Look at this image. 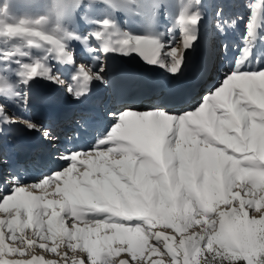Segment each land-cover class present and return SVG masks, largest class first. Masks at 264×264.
<instances>
[{
  "label": "snow or ice",
  "instance_id": "6c2138e0",
  "mask_svg": "<svg viewBox=\"0 0 264 264\" xmlns=\"http://www.w3.org/2000/svg\"><path fill=\"white\" fill-rule=\"evenodd\" d=\"M200 5L201 0H186L179 7L175 24L182 34V49L178 51L170 41L165 42L164 33L122 32L116 20L107 16L89 20L95 27L87 34H79L66 25L74 8L84 9L88 19L87 9L91 6L82 0L71 4L56 0L49 13L38 18L15 16L11 4L5 0L0 3V65L4 72L0 74V124L22 122L23 117H17L15 111L10 113L8 106L26 112L32 103L29 89L33 84L46 80L64 85L52 61L75 64L76 52L70 47L71 41L83 45L87 54H137L149 65L175 76L182 70L187 51L199 42L204 19ZM121 7L136 9L154 19L162 4L159 0L146 3L125 0ZM216 15L222 17V9ZM227 23L221 24L218 19L217 27L223 30ZM262 23L264 0H257L250 5L243 46L232 66L204 94L194 112L170 114L163 107L109 112L108 116L117 123L96 141L90 152L61 155L60 159L69 162L68 167L26 186L42 189L54 183L55 192L63 194L61 200L46 201L45 208H52L47 230L43 221L47 213L39 211L44 196L19 186L18 171L12 170L11 187L6 184L0 191V210L10 217L0 219V264H35L36 257L32 261L2 258L6 237L24 245L9 246L8 252H24L23 229L28 226L36 229L27 237L29 245L37 243V238L47 241L49 234L53 238L59 235V243L69 249H75L82 240L87 255L78 264H97L98 245L108 248L102 264H117L109 257L119 252L131 253L135 261L138 250L144 255L145 245L148 255L165 250L171 255L170 264H264V47L256 45L258 39L264 41L258 34ZM92 40L98 47L91 46ZM33 50L40 54L34 55ZM104 71L103 61L96 71L80 64L72 76L76 86L68 84L67 91L79 99L93 80H104ZM9 72L15 76L14 80ZM24 126L30 131H42L46 139L52 138L51 132L37 122L28 120ZM109 141L116 145L114 154L112 148H105ZM81 155L89 157L80 163L92 168L95 179L90 178L93 172L87 169L82 173L83 180L73 179L75 161ZM0 163H8L2 154ZM57 204L65 216L54 228L59 215ZM257 205L259 218L250 216ZM22 209L27 214L26 220L21 219ZM85 214L91 227L81 228L77 221ZM157 218H163L181 232L175 246L168 243L172 236L150 231ZM193 221L201 225L200 230L183 235L182 229L189 228ZM17 229L21 230L20 236H16ZM101 232L105 234L101 236ZM93 233L95 240L91 239ZM149 238L153 240L150 245ZM117 239L120 244L113 247L112 242ZM73 240L77 243L73 244ZM39 246L49 247L44 242ZM50 250L55 253L56 247ZM178 252H182V257ZM44 264L56 262L48 260ZM118 264L129 261L122 259ZM151 264L165 261L153 260Z\"/></svg>",
  "mask_w": 264,
  "mask_h": 264
},
{
  "label": "rangeland",
  "instance_id": "374dc122",
  "mask_svg": "<svg viewBox=\"0 0 264 264\" xmlns=\"http://www.w3.org/2000/svg\"><path fill=\"white\" fill-rule=\"evenodd\" d=\"M174 0H159V2L162 4V7L158 10L157 15L154 19H150L147 15H145L146 18V24H147V33L149 31H155L164 33V40L165 42H171L172 46H176L178 48V51L182 49V34L179 30V27L175 24V19L178 16L179 9L175 12L172 11ZM186 2V0H183ZM5 0H0V3H4ZM11 4V11L12 13L17 17H31V18H38L41 15H47L52 7V5L56 2V0H7ZM65 2L71 4L74 2V0H65ZM149 2V0H136V3H146ZM250 2V3H249ZM257 0H201V11L204 14V19L202 23L200 24V31H199V42L196 44L194 49H190L187 51L186 56L189 58V63H191L190 70H186L184 67H182V70L176 74L175 76L169 74L162 68L155 67V69H159L158 76L156 78H151V72L148 71L147 68L141 67L138 71H134V75H137L139 80H142L143 85L155 82H159L160 79L164 78L167 80V84L173 83L178 78L188 79L189 84L192 82H196V79L198 82L203 79V81L207 82L206 85H201V88H196L193 90V95H191V98L184 100L175 104L171 109L168 110L170 114H183L186 112H194L195 109L199 106V104L203 101V96L206 91V89H213V87L217 84L219 80L222 79L223 74L232 66L234 57L238 53L239 49L243 46V37L246 34V24L250 18V5L253 3H256ZM82 3L90 5L87 9V17L88 19H85V10L84 9H72L71 10V18L69 23L66 25L72 30H75L81 35L87 34L90 32L95 25L92 23H89V20H96L101 19L104 17H111L114 18L119 26L120 31L122 32H131L130 28L128 27V20L129 17H134L133 15H138V11L136 9H127L124 7H121L125 3V0H82ZM112 5H117V7H112ZM178 5L180 3L178 2ZM179 8V6L177 7ZM222 9V17L218 18L216 13L218 10ZM231 9V10H230ZM230 10V11H229ZM138 13V14H137ZM173 13V14H172ZM133 14V15H131ZM136 17V16H135ZM220 20L221 24L224 23V21H227V25L223 27V30H220L217 27V21ZM75 21V22H74ZM168 29H172L171 32L168 31ZM145 33V34H147ZM144 34V35H145ZM258 34L261 37H264V23H262V26L260 29H258ZM256 45L258 48L264 47V41L258 39L256 42ZM92 47H98L97 42L95 40L91 41ZM217 46V47H216ZM70 47L75 50L76 52V60L75 64L73 65V68H69L68 71L65 69H62V64H57L55 61H52L54 65L55 71L59 72L61 75V79L65 81L63 86H57L54 84L49 83L46 80H40L37 83L33 84L31 88L29 89V94L32 98V103L29 106L28 110L26 112L21 113L19 109L15 108L12 105L8 106V111L11 113L15 111L18 116H22L23 120L21 123L15 124L16 127L15 131H12V134L8 136L7 139L2 138L0 139V154H6L8 157H11L12 160L18 163L20 160V157H24L23 153L21 151V148L18 146L17 138L20 136V134H17L19 130H22L23 127H25V122L28 120H32L33 122H37L40 125L43 126L44 129H47L48 127H51L49 124L52 121H49L45 124L39 122L36 117H34V111L32 110V106L35 104H38L41 107H61L64 104H66V101L69 103H77L78 106L75 108V110H72L69 114V117L67 118V121L70 122L69 126V133L64 137L65 139L63 141H60L57 144V149L53 152L51 151V159L47 162L46 170L44 171V166H40L38 161L34 158L35 154L30 153L32 163L27 161V163H21L18 168V175L20 177V183L19 186H28L32 183L37 182L38 180L42 179L45 176H48L52 174L55 171L62 170L65 167L69 166V162H66L62 159H60L61 155L67 153V152H90L93 145L96 144V141L100 138H103L108 132L112 131V129L115 127L117 121L111 122L113 119L108 116V111L112 109L114 104L117 103V101L114 100V98L111 96V90L109 87L110 79L112 77L111 72H118L120 70H125L126 66L131 65L132 63L127 61H120V55L118 53H108L104 54L103 52H97L95 54H86L84 50V46L81 45L77 41H71ZM211 48V49H210ZM216 52L215 54V62H212L210 69L205 71L203 70L202 63L205 61L204 57L205 55L210 52ZM230 53L229 56L226 54ZM34 55H39L40 53L37 50H33ZM95 57H99L101 61L104 63L105 71L103 73L104 80L98 81L93 80L91 82V85L89 86V89H95L97 91V88H101V96L97 97L98 99L94 102H84L83 99L80 97L79 99L75 98L73 95H71L67 91L68 84L75 85V81L72 80V76L74 75L76 68L80 64H84L86 67H92L93 71H96L99 68V64L101 61H98ZM198 58L199 64L196 67V64L193 65L192 62ZM221 61V62H220ZM225 61V65H222L221 63ZM222 65L221 68L218 66ZM133 65V64H132ZM15 68V65L12 66ZM109 67H112V70L109 71ZM196 67V69H195ZM153 69V68H151ZM223 70L221 73L218 72V70ZM150 70V69H149ZM153 72V71H152ZM207 72V73H206ZM0 74H4L3 72V66L0 65ZM11 79H15V76L12 75L11 72L7 73ZM202 74V75H201ZM205 75V76H204ZM216 76V78H214ZM203 77V78H202ZM125 79V78H124ZM151 83V84H152ZM197 83V82H196ZM93 86V87H92ZM58 89L64 90L63 95L61 96L60 92H58ZM164 90V88H162ZM30 90L36 91V94H31L32 92ZM41 91V92H39ZM61 91V90H60ZM183 91V90H182ZM38 92L40 94H38ZM36 95V96H35ZM83 97V96H82ZM190 100V101H189ZM161 102V100H159ZM2 100H0V103ZM151 101H148L147 103L143 104L139 109H134L132 111H145L148 109H151V107L145 109L147 106L151 105L153 106V103H150ZM93 103L95 107L100 111V117L98 119L97 125L93 122L96 119V114L93 112L94 105H91L89 109L86 108V104ZM123 104L117 106V108L121 107ZM156 105V104H155ZM192 107V108H189ZM92 107V108H91ZM87 110V111H86ZM91 112H88L90 111ZM17 117H13L14 119ZM49 118V117H48ZM66 119V118H65ZM74 124H73V120ZM94 119V120H91ZM55 120H57L55 118ZM83 121V122H82ZM82 123V125L79 123ZM94 123L93 125L91 123ZM110 123V124H109ZM68 124V123H65ZM64 124V125H65ZM73 124V125H72ZM50 125V126H46ZM92 129H90L91 127ZM8 127H11V124H0V137L3 136V131L6 130ZM73 127V129H72ZM26 128V127H25ZM60 129L59 126H55L54 129ZM61 130V129H60ZM25 134L28 133L25 136H33V137H41L44 136L42 131H30L29 129L25 130ZM35 133V135H34ZM63 134V133H61ZM83 134V135H82ZM22 133V136H24ZM114 137H116V134H113ZM21 136V137H22ZM77 138V139H76ZM118 138V137H116ZM66 140V141H65ZM73 142L74 144L71 145L70 143ZM105 148H112L113 154L116 153V145L109 141L105 144ZM27 156V155H26ZM30 156H27L30 158ZM89 157H85L83 155L76 158L75 164L76 169L73 174L74 180H83L84 177L82 176V173L87 169L90 172H93L92 168H89L87 164H81V160H87ZM116 158H120L119 155L116 156ZM21 162V161H20ZM55 169V170H53ZM13 170V169H12ZM41 170H43L41 172ZM25 177V178H21ZM29 177V178H26ZM92 179L96 178V174L93 172V175L90 177ZM63 178L61 179L60 186L63 187ZM8 185V187H11V184L9 183V176L6 179L0 180V191L3 190L5 185ZM56 184H48L45 185L42 189H29L26 187V190L33 191L37 195H43L44 201L40 203V209L39 211H44L47 214L43 216L44 221V228L47 230V220L50 218V214L52 211V208H45V204L47 200H61L63 199L62 193L55 192ZM258 195V193H257ZM249 197L245 196V199H248ZM223 207V204L220 205ZM56 211L59 213L57 217V221H54V228L57 227V222L64 218L65 211L62 210L57 204L55 206ZM259 206H255L253 210L250 211L251 215H256L257 218H259ZM86 215L82 216L80 220L77 221L79 227L85 228V227H91L90 224L86 221ZM10 217L6 212L3 210H0V219H9ZM21 219L26 220L27 214L22 209L21 210ZM65 227L68 226V221L64 220ZM201 228L200 224H197L195 221H193L192 225L187 229H182L183 235L187 236L191 234L194 230L199 231ZM5 231H7V228L5 226ZM36 229L32 226H28L23 229V234L25 235V250L23 253L19 252H8L7 248L9 246H24L20 245L19 241L16 240L13 237H6L5 239V253L3 254L2 258L4 259H18V260H25V261H32L33 257L38 258L35 261V264H44L45 261L51 260L55 261L56 264H73V261H76V264H78L79 260L82 257H85L87 255L86 250L83 248V241L81 240L79 242V246H77L75 249H69L66 247L65 244L59 243V235L55 238L49 234V239L47 241H40L39 238H37V243L35 244H27V237L29 235H32ZM150 231L152 233L155 232H163L166 236H172L173 239L168 241V243L173 244L174 246L178 243V240L180 238L181 232H178L176 229H174L169 223L166 222L163 218H157L154 221V224L152 225ZM104 232H101L100 235H104ZM111 235V233H107ZM21 235V230H16V236ZM96 234L93 233L91 239L95 240ZM41 242L47 243L49 245L48 248H40L39 244ZM153 242L152 238H149V245ZM77 242L73 240V244H76ZM120 241L117 239L116 241L112 242L113 247L119 246ZM52 246L56 247V252H52L50 249ZM100 251V256L98 258L97 264H102L104 256L108 253L107 246L98 245L97 246ZM125 247H127V244L125 242ZM148 245H145L144 248V255H141V252L137 251L136 260L132 261L131 259V253L127 252H119V253H113L109 258L111 260H114L117 262L120 260H126L129 261V264H140L141 261H146V264H151V261L153 260H163L165 261V264H170L171 261V255L167 254L165 250H161L158 254H152L148 255L147 252ZM64 253H67L66 256H64ZM178 255L182 257V252H178Z\"/></svg>",
  "mask_w": 264,
  "mask_h": 264
},
{
  "label": "bare ground",
  "instance_id": "6f19581e",
  "mask_svg": "<svg viewBox=\"0 0 264 264\" xmlns=\"http://www.w3.org/2000/svg\"><path fill=\"white\" fill-rule=\"evenodd\" d=\"M178 2L181 5V3H183L184 1L183 0H174L173 1V6H172V11L173 12H175V11H177L179 9V8H177L178 6L180 7V5H178ZM131 15H133V14H131ZM133 16L134 17H131L130 16L129 17V20H128V27L130 28L131 33L134 34V35H144L145 33H147V29L148 28H147V24H146L145 15L139 13L138 15H135L134 14ZM215 54H216V52L210 51V52H208L205 55V57H204L205 58L204 59L205 61L202 63V66H203L202 68H203L204 72L207 71V70H209L210 67H212L211 66L212 62L215 61V58H217V57H215ZM225 54H226L225 56H226V59H227V56H229L230 53H225ZM119 55H120V61L124 60V61H127V62L132 63L133 65L131 64L129 66H126L125 67V70H123V71L120 70L118 72H111L113 75H112L111 79L109 80L110 81L109 87H110V90H111V96L114 98V100L117 101V103L114 104V106L112 107V109H110L108 112H117L118 113V112L124 111L125 109H131V110L139 109L143 104L147 103L148 101H151V99H152V97L154 95V90H153L154 88L151 87L152 86L151 85L152 82L151 83L149 82V84H147L146 86L143 85L142 80H139L138 77H137V75H134L133 72L136 71L138 73V71H139V69L141 67H145V68L148 69V71L151 72L150 77L151 78H156L158 76L159 71H160L159 69L158 70L155 69L154 66L149 65L148 63H146L137 54H131L130 56H125V55H121V54H119ZM97 60L98 61H101V59H97ZM190 64L191 63H189V58L186 56V59H185V61L183 63V67L186 70H190V66H189ZM192 64L193 65L196 64V67H197V65L199 64L198 58H196L195 60H193ZM221 64L222 65H225V61H223ZM221 64H220V66H218L219 68H221V66H222ZM68 66H69V68H73L74 67L73 65L64 64V65H62L61 68L62 69H65L66 71H68L69 70V68H67ZM196 67H195V69H196ZM151 68H153V69H151ZM108 70L111 71L112 70V67H109ZM222 71L223 70H220V69L218 70V72H220V73ZM214 78H216V76ZM188 81L189 80L187 78L186 79L178 78L173 83H171L170 85L167 84V82H166V84H165L166 88H164V90H162V89L160 90V92L161 91H164L165 93L162 92L161 95L164 96L166 94H170L171 92H173L172 91L173 90L172 88L174 86H178V87L180 86L182 88L181 91L184 90L186 92H189L190 93L189 94L190 97L188 96V98L189 99H192L191 98V95H193V93H194L193 90H195L196 88H198V89L201 88L200 87L201 85L204 86V85L208 84L207 82L203 81V79L201 80V82L200 81L198 82V80L196 79V82L197 83L196 82H192V85H191V83L189 84ZM90 85H91V83L87 86L88 89H89V86ZM130 86H132L131 89H128ZM176 89H180V88H176ZM209 90L210 89H206V91H209ZM30 91L32 92L31 94H36L37 95L36 91H34V90H30ZM39 92H41V91H39ZM39 92H38V94H40ZM58 92H60V94L62 96L63 93H64V90L58 89ZM101 92H102V89L101 88H97V95H98V97L101 96ZM171 94H172L171 96H174V97L170 101H175V100H178L179 99L178 98L179 97L178 95L176 96L173 93H171ZM158 99H160V98H158ZM121 104H123V105L121 107L117 108V106H119ZM86 105H87L86 108L89 109L90 106L91 105H94V104L93 103L92 104L89 103V104H86ZM77 106H78V104L75 103V102L74 103H69L68 101H66V104H64L61 107H56L55 105H54V107H51V106L41 107L38 104H35V105L32 106V110L34 111V114H33L34 117H36V119L39 122L45 124V123H47L49 121H52V122L55 121L56 122L55 118L57 119V118H60V117L62 118L63 117V119H65V118L67 119V117L70 114V112L72 110H75V108H77ZM163 106H161V105L160 106L159 105H153V106L149 105L145 109H147L149 107H151V109H152V108L163 107ZM189 108H192V107L189 106ZM167 110H169V109H167ZM88 112H91V110L88 111ZM93 112L97 115L96 116V119L97 120H94L93 121L95 123V125H97L96 123H98V119L100 117V114H99L100 111L95 107L94 110H93ZM114 121L115 120H112L111 122H114ZM93 122L91 123L92 125L94 124ZM14 127H16V125L15 124H11V127H8L6 130L3 131V136H1L0 139H2V138L7 139L8 136H10L12 134V131H15V128ZM64 127H69V125L68 124H65ZM70 128H71V126H70ZM90 129H92V127ZM25 130H27V128L23 127L22 130H19L17 132V134H20V136L17 138V143H18V146L21 148V151H22L23 154H26V152L28 151V149L31 150L30 149V146L26 147V145H24L21 142V140H20L22 138L21 137L22 136V133H24ZM55 131L57 133L59 132V134L62 135L60 129H57ZM27 134L28 133H26L25 135H27ZM34 135H35V133H34ZM60 135H59L58 138H51V139H46L45 137H43L44 140L41 141V142L43 144V143H45L47 141H50V142H54V141L60 142V141H63L65 139V137L63 135L60 137ZM66 135H67V132H66ZM25 137H26V140L29 141V143L31 144V146L33 144H35V140H34L35 137H33L31 135L30 136H25ZM70 144L73 145L74 143L71 142ZM52 146L53 147L50 148L48 151H43V155H41V159H42V163L41 164L42 165L44 164V169H43L44 171L46 170L48 160L51 159V154H50L49 151L52 149V152H53L54 150L57 149V144H53ZM39 151H41V149ZM23 156L24 157H20L19 158V160L21 162L19 161L18 163L16 162V164L14 163L13 170L15 169V170L18 171L19 165L22 162L23 163H25V162L27 163V161H29L30 162L29 164L32 163L31 157L29 158L26 155H23ZM43 170H41V172ZM53 170H55V169H53ZM18 173H19V171H18ZM21 178H25V177H21ZM26 178H29V177H26ZM21 182L22 181H20V183Z\"/></svg>",
  "mask_w": 264,
  "mask_h": 264
}]
</instances>
